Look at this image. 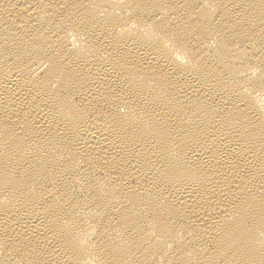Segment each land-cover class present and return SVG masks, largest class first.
<instances>
[{
  "label": "bare ground",
  "instance_id": "obj_1",
  "mask_svg": "<svg viewBox=\"0 0 264 264\" xmlns=\"http://www.w3.org/2000/svg\"><path fill=\"white\" fill-rule=\"evenodd\" d=\"M0 264H264V0H0Z\"/></svg>",
  "mask_w": 264,
  "mask_h": 264
}]
</instances>
